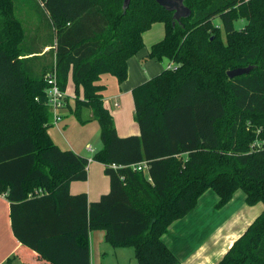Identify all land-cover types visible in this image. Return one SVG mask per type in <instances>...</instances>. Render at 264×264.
I'll list each match as a JSON object with an SVG mask.
<instances>
[{
  "label": "trees",
  "instance_id": "16d2710c",
  "mask_svg": "<svg viewBox=\"0 0 264 264\" xmlns=\"http://www.w3.org/2000/svg\"><path fill=\"white\" fill-rule=\"evenodd\" d=\"M17 2L0 0V194L22 246L52 264H91L90 233L102 230L114 248H132L138 264H180L164 236L207 191L219 196L218 210L239 190L247 205L264 204V0H185L192 15L175 25L156 0H133L126 13L124 0H34L52 32L40 48ZM155 23L165 24L166 36L148 58L176 69L133 90L139 135L120 137L100 77L123 84ZM250 66V74L228 76ZM54 72L65 92L74 81L78 121L89 122L88 108L101 128L93 161L105 165L111 188L97 202L70 191L88 180L89 158L62 150L49 134ZM248 119L261 129L252 149L254 138L242 140ZM144 162L148 170L132 168ZM66 198L81 201L72 228L58 224L71 221ZM43 210L45 222L34 217ZM47 222L57 227L46 231ZM218 264H264V212Z\"/></svg>",
  "mask_w": 264,
  "mask_h": 264
},
{
  "label": "crops",
  "instance_id": "0c3cea01",
  "mask_svg": "<svg viewBox=\"0 0 264 264\" xmlns=\"http://www.w3.org/2000/svg\"><path fill=\"white\" fill-rule=\"evenodd\" d=\"M248 1V0H247ZM220 26V20H216ZM166 28L163 23H155L145 32L143 40L145 48L128 62V79L120 84L116 77L104 74L99 84L105 86L104 102L114 117L117 132L120 137L139 135L135 115L133 90L160 75L170 66L167 59H149L151 48L164 40ZM48 48L45 50V52ZM83 94V89H81ZM67 103L63 121L50 128L49 134L54 143L62 150H72L90 160L88 180L73 182L71 195L86 194L90 203L97 202L110 192V179L105 174V165L93 161V157L102 148L100 125L93 120L91 109H83V118L89 119L82 125L74 114L76 87L73 79L69 80L67 88ZM116 104L119 105L116 107ZM93 151H89V148ZM237 192L233 199L222 209L216 208L219 196L212 190L207 191L199 200L197 208L186 218L175 222L169 233L164 236V242L178 256L180 264H218L229 252L234 243L248 230L255 220L264 212V207L256 210L255 206L247 207L246 196ZM70 211L67 212L71 221L62 220L63 228L76 225V217L80 216L81 201L69 198ZM264 206V204H263ZM47 210L36 211L34 217L49 219ZM217 217L223 218L222 221ZM52 217V216H51ZM46 218V219H45ZM56 221V218H54ZM52 224V226H49ZM55 223H45L46 231L53 230ZM44 230V231H45ZM107 233L102 230L90 233L91 264H134V250L129 248H114L106 241ZM113 259L108 262L109 249ZM106 249V250H105ZM115 256V261L114 260ZM0 264H52L42 261L40 256L22 246L13 231L11 203L6 194H0Z\"/></svg>",
  "mask_w": 264,
  "mask_h": 264
},
{
  "label": "rangeland",
  "instance_id": "374dc122",
  "mask_svg": "<svg viewBox=\"0 0 264 264\" xmlns=\"http://www.w3.org/2000/svg\"><path fill=\"white\" fill-rule=\"evenodd\" d=\"M17 6H18L17 7L18 16L21 19H23L25 22H28L30 24L32 37H34V38L36 37L38 39L37 40V48H40V46H41L40 41H42V44L47 43V42H51L52 32H51L50 23L47 20V18L44 16L43 10H41V8L34 2V0H18ZM245 25H246V21H244V20L239 19L238 21L235 22V26L239 30L242 29ZM49 27H50V30H49ZM222 36L224 39H226V34L224 31H222ZM260 132H261V129H260V124L258 123V121L256 119H248V120H246L242 140L245 142H247V141L252 142L255 139V142L252 143V147H251V149H252L255 147L254 145L256 143L260 142V141H258ZM98 141H101V138H98ZM240 191H241V193L243 192L244 195L246 196L245 192L242 190H239L237 192H240ZM241 193H239L238 195H240ZM235 194H234V196H235ZM247 207H249V205H247ZM260 207H264L263 203H259V204L255 205V207H253V208H256V210H258V209H260ZM216 218H219L221 221L223 219V218L217 217V216H216ZM108 245L109 244H107L106 247H108V249H109V251H108L109 254L107 257V260L109 262L113 259V256L111 254L112 248ZM131 249L129 248L128 251H130L132 253L133 250H131ZM114 261H115V256H114L113 262ZM134 264H138L135 257H134Z\"/></svg>",
  "mask_w": 264,
  "mask_h": 264
},
{
  "label": "built area",
  "instance_id": "2783aa9c",
  "mask_svg": "<svg viewBox=\"0 0 264 264\" xmlns=\"http://www.w3.org/2000/svg\"><path fill=\"white\" fill-rule=\"evenodd\" d=\"M169 68L176 69L173 65H170ZM47 84L48 87L46 93L48 97V105L53 114V124L56 125L63 121L64 110L67 103V91L65 92L62 90L56 72L48 76ZM118 106L119 105L116 104V107ZM88 150L93 151L91 147ZM132 168L137 171L148 170V164L144 162L133 165Z\"/></svg>",
  "mask_w": 264,
  "mask_h": 264
},
{
  "label": "water",
  "instance_id": "95a60500",
  "mask_svg": "<svg viewBox=\"0 0 264 264\" xmlns=\"http://www.w3.org/2000/svg\"><path fill=\"white\" fill-rule=\"evenodd\" d=\"M133 0H124V12L126 13ZM157 4L168 12L173 13V21L182 23V20L191 17L192 11L185 5V0H156ZM253 67L239 68L228 72V76L232 79L242 75L250 74Z\"/></svg>",
  "mask_w": 264,
  "mask_h": 264
}]
</instances>
